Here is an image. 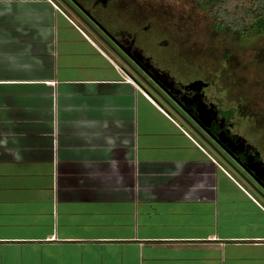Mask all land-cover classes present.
<instances>
[{
  "label": "crops",
  "instance_id": "crops-1",
  "mask_svg": "<svg viewBox=\"0 0 264 264\" xmlns=\"http://www.w3.org/2000/svg\"><path fill=\"white\" fill-rule=\"evenodd\" d=\"M50 1L0 0V264H264V201Z\"/></svg>",
  "mask_w": 264,
  "mask_h": 264
},
{
  "label": "rangeland",
  "instance_id": "rangeland-1",
  "mask_svg": "<svg viewBox=\"0 0 264 264\" xmlns=\"http://www.w3.org/2000/svg\"><path fill=\"white\" fill-rule=\"evenodd\" d=\"M57 1L74 16L61 0ZM96 1L79 0L109 28L136 32V46L174 81L185 84L200 79L207 83V100L223 111L233 110V132L257 147L264 160V59L259 61V56L264 55V36L259 39L254 35L246 40L235 34L226 39L223 30L213 26L214 19L221 16L231 24L250 25V14L259 0H222V5L212 11L195 9L192 0H106V6ZM76 22L81 23L77 18ZM174 115L251 189L221 155L205 144L179 115Z\"/></svg>",
  "mask_w": 264,
  "mask_h": 264
},
{
  "label": "flooded vegetation",
  "instance_id": "flooded-vegetation-1",
  "mask_svg": "<svg viewBox=\"0 0 264 264\" xmlns=\"http://www.w3.org/2000/svg\"><path fill=\"white\" fill-rule=\"evenodd\" d=\"M61 1L63 4H65L67 8L70 9V11L74 14V16L81 22V24L84 27L90 30L99 39L105 41L109 46L114 47L116 48V50H118V52L120 53L119 57L121 58V60L113 54L112 52L113 50L110 52L122 64L124 73L132 76L133 79H135L142 88H144L149 93H151L153 98L159 104L161 103V105H163L164 108L170 110L171 112H172V108L173 109L175 108L176 110L181 112L184 116H186V118L189 119V117L184 112H187L189 113V115L194 116L193 113H191V111H195L197 115L198 113H200L198 111L202 109L201 105L203 104L208 105L210 103L204 94V91L209 87V85L203 82L202 80L194 79L191 80L190 82L182 84L174 81L172 77H170L168 74H167L169 76L168 78H166L162 74L158 75V72H162V70L159 69L158 66H155L151 62V60L145 56L143 51L136 46V38H135L136 32L130 34V32L128 31L113 30L109 28L106 25V22H104V20L101 19V17H98L97 15L93 14L92 10L85 8L84 5L79 2V0H66L69 6L65 1L63 0ZM96 3L102 6L103 5L106 6L107 2L106 0H98L96 1ZM138 53H140L141 55H139ZM129 57H131V59L137 63L135 64L133 61H131ZM147 74L152 78L150 79L147 76ZM141 76L145 77L148 82L146 83L144 80H142ZM194 81H201L203 84H207V85L204 86L202 84L203 86H201V89L196 91L191 88V84ZM153 90L156 91V93H154ZM207 110L210 111L209 107H207ZM220 110L221 109L218 108L217 106L214 107L213 109L214 112L211 110V112L213 113L214 121L211 123L209 128L206 129L212 135L213 133L210 131V129H212L213 131L217 130L216 134L218 133V131H220V127H219L221 124ZM233 125L232 127L230 126L227 127H229L231 134L238 135L233 132V128H234ZM239 137L245 140L244 137L243 138L242 136ZM215 146L217 147V145ZM219 150L223 154H225L221 149ZM239 154L242 155V153L240 152Z\"/></svg>",
  "mask_w": 264,
  "mask_h": 264
},
{
  "label": "trees",
  "instance_id": "trees-1",
  "mask_svg": "<svg viewBox=\"0 0 264 264\" xmlns=\"http://www.w3.org/2000/svg\"><path fill=\"white\" fill-rule=\"evenodd\" d=\"M222 0H192L194 8H198L200 10L210 9L212 11L216 6L222 5ZM251 18V24L250 25H241L239 23H233L231 24L229 20L224 17H217L214 19V27L220 28L223 30L224 33H222L226 39L233 38L235 34L243 35L246 40H248L251 36L254 37V35L261 39L264 36V0H259V3H257L256 9L251 12L250 14ZM243 29H247L250 32H254L247 34ZM256 31V34H255ZM228 35V36H227ZM225 54L224 56H226ZM259 56V55H258ZM264 59V55L259 56V61ZM207 85V84H206ZM203 109H205L206 113L208 114V120L205 125V127L208 129L213 120V111L214 107L216 105L212 102H210L208 105H201ZM207 107H209L210 111L207 110ZM164 109V108H163ZM167 113L173 114L168 109H164ZM201 110V109H200ZM200 110L198 112H200ZM204 112V111H203ZM214 112V111H213ZM221 112V118H220V131L216 134V131H213L210 129V131L213 133V135H216L214 137L218 138V140L221 142V144L225 147V149L233 155L237 161L242 164L248 171L252 172L254 174V177L259 181V183L262 184L264 187V160L262 159L260 152L257 150V147L251 145L248 143V141L245 139H241L238 135H233L230 133V129L227 126L232 127V116H233V110H220ZM193 115L200 119V113L196 115L195 111H191ZM174 115V114H173ZM234 126V125H233ZM243 138V137H242ZM242 153V155L239 154Z\"/></svg>",
  "mask_w": 264,
  "mask_h": 264
},
{
  "label": "water",
  "instance_id": "water-1",
  "mask_svg": "<svg viewBox=\"0 0 264 264\" xmlns=\"http://www.w3.org/2000/svg\"><path fill=\"white\" fill-rule=\"evenodd\" d=\"M66 2V0H63ZM67 3V2H66ZM67 5L69 6V4L67 3ZM105 44H107L105 41H103ZM108 45V44H107ZM109 46V45H108ZM117 46V44H116ZM111 50H113V54L119 58L121 60L120 53L118 52V50H116V48L111 47ZM119 48V47H117ZM139 55H141L140 53H138ZM131 59V57H129ZM131 61H133L135 64L137 62H135L134 60L131 59ZM157 74V72H156ZM162 74L163 76H165L166 78H168L169 76L165 73V72H158V75ZM147 76L151 79L152 77L149 76L147 74ZM141 79L144 80L146 83L148 82L146 80L145 77L141 76ZM172 80V79H171ZM201 81H194L191 84V88L193 90H200L201 86H205L206 84H203ZM147 91V90H146ZM148 92V91H147ZM154 93H156V91L153 90ZM172 110L175 111V113L177 115L180 116V118H182L183 122L208 146H210L215 152H217L219 155H221L223 157V159L226 161V163L233 169L236 170L237 174H239V176H241V178H243L244 180H246V182L248 184L251 185V189L258 194V196L264 201V187L255 179L254 174L252 172H249L242 164H240L237 159L231 155L226 149L225 147L221 144V142L218 140V138L214 137L205 127V123H207L208 120V114L206 113L205 109H201L200 111V119L195 118L192 115H189V113L184 112L189 119L192 121H190L188 118H186V116H184L181 112H179L178 110H176L175 108ZM204 111V112H203ZM217 145V147L219 149H221L225 154H223L215 145ZM228 156L233 162H235L237 164V166L239 168H237L236 166H234V164L232 162H230V160L226 157ZM246 175L251 179L247 178Z\"/></svg>",
  "mask_w": 264,
  "mask_h": 264
},
{
  "label": "built area",
  "instance_id": "built-area-1",
  "mask_svg": "<svg viewBox=\"0 0 264 264\" xmlns=\"http://www.w3.org/2000/svg\"><path fill=\"white\" fill-rule=\"evenodd\" d=\"M50 1V0H49ZM51 2V1H50ZM57 10L60 12V13H62V11L61 10H59L58 8H57ZM189 138H190V135L187 133V132H185V131H183ZM209 156V155H208ZM209 158H211L210 156H209ZM212 159V158H211ZM219 168L221 169V170H223L228 176H229V174L222 168V166H219ZM242 190H244V189H242ZM246 192V191H245ZM247 195L249 196V198L250 199H252L254 202H256L255 200H254V198L250 195V194H248L247 193ZM262 208V207H261ZM263 209V211H264V208H262Z\"/></svg>",
  "mask_w": 264,
  "mask_h": 264
}]
</instances>
